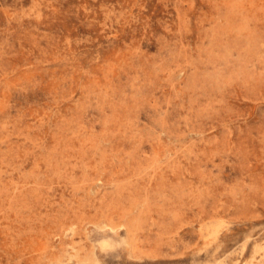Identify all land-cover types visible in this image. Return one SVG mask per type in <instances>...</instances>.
Instances as JSON below:
<instances>
[{
	"label": "rangeland",
	"instance_id": "374dc122",
	"mask_svg": "<svg viewBox=\"0 0 264 264\" xmlns=\"http://www.w3.org/2000/svg\"><path fill=\"white\" fill-rule=\"evenodd\" d=\"M0 264H264V0H0Z\"/></svg>",
	"mask_w": 264,
	"mask_h": 264
},
{
	"label": "bare ground",
	"instance_id": "6f19581e",
	"mask_svg": "<svg viewBox=\"0 0 264 264\" xmlns=\"http://www.w3.org/2000/svg\"><path fill=\"white\" fill-rule=\"evenodd\" d=\"M202 228V227H201ZM211 246V245H210ZM94 248V247H93ZM259 253V252H258Z\"/></svg>",
	"mask_w": 264,
	"mask_h": 264
}]
</instances>
